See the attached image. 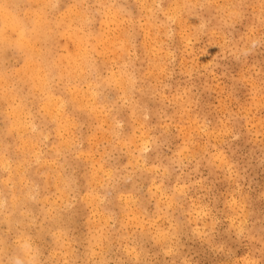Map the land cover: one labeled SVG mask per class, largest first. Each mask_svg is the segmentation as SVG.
Here are the masks:
<instances>
[{"label":"rangeland","instance_id":"1","mask_svg":"<svg viewBox=\"0 0 264 264\" xmlns=\"http://www.w3.org/2000/svg\"><path fill=\"white\" fill-rule=\"evenodd\" d=\"M7 9L0 264H264V0Z\"/></svg>","mask_w":264,"mask_h":264},{"label":"bare ground","instance_id":"2","mask_svg":"<svg viewBox=\"0 0 264 264\" xmlns=\"http://www.w3.org/2000/svg\"><path fill=\"white\" fill-rule=\"evenodd\" d=\"M12 0H0V41L4 42V43H8L7 41L10 38V34L13 33V30H18L17 32V46L19 48H28L27 46V42L30 39H35L38 37V35L40 34V27L37 28L38 26V21H39V14H37L35 17L36 18V24L33 27V31L32 32H27V29L25 27V23L21 22V20H19L17 18V16L10 10L7 9V6L9 4V2H11ZM38 1V0H37ZM183 1V0H182ZM184 5V4H183ZM195 6V5H194ZM71 12V11H70ZM80 12V11H79ZM238 12V11H237ZM27 14V13H26ZM221 15V14H220ZM232 15V14H231ZM41 18V17H40ZM173 19V18H172ZM113 22V21H112ZM171 23V22H170ZM126 29V28H125ZM49 33V32H48ZM180 34V33H179ZM12 41V40H11ZM94 41V40H93ZM73 43V42H72ZM103 45V44H102ZM34 47V46H33ZM105 47V46H104ZM107 48V47H106ZM36 52V51H35ZM75 52V51H74ZM84 58V57H83ZM104 60V59H103ZM101 64V63H100ZM98 65V64H97ZM30 66V65H29ZM28 66V67H29ZM32 69V68H31ZM102 71V70H101ZM43 78V77H42ZM86 85V84H85ZM89 85V84H87ZM86 87V86H85ZM87 88V87H86ZM125 92V91H124ZM93 95V94H92ZM95 95V94H94ZM83 99V97H82ZM87 100V99H86ZM100 100V99H98ZM91 102V101H90ZM64 103V102H63ZM56 105V104H55ZM49 111V110H48ZM22 115V114H21ZM66 118V117H65ZM64 118V119H65ZM68 120V119H67ZM186 131V130H185ZM62 134V133H61ZM69 134V133H68ZM10 137V136H9ZM137 137V136H136ZM29 149V148H28ZM79 155V154H78ZM2 160V159H1ZM24 167V166H23ZM105 172V171H104ZM24 175V174H23ZM56 183V182H55ZM46 187V186H45ZM74 197V196H73ZM104 200V199H103ZM29 211V210H28ZM25 249V248H24Z\"/></svg>","mask_w":264,"mask_h":264}]
</instances>
